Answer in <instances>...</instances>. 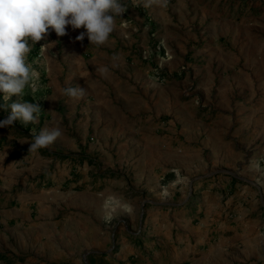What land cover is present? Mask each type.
Masks as SVG:
<instances>
[{
  "label": "rangeland",
  "instance_id": "rangeland-1",
  "mask_svg": "<svg viewBox=\"0 0 264 264\" xmlns=\"http://www.w3.org/2000/svg\"><path fill=\"white\" fill-rule=\"evenodd\" d=\"M121 2L105 45L50 29L0 93V120L41 107L0 128V264H264V0Z\"/></svg>",
  "mask_w": 264,
  "mask_h": 264
},
{
  "label": "clouds",
  "instance_id": "clouds-1",
  "mask_svg": "<svg viewBox=\"0 0 264 264\" xmlns=\"http://www.w3.org/2000/svg\"><path fill=\"white\" fill-rule=\"evenodd\" d=\"M133 2L138 4L139 0ZM150 3L147 0L144 6ZM126 11L121 0H0V93L11 98L21 94L29 84L31 72L26 64L29 41L34 44L46 41L50 29L57 36H64L66 26L71 25L73 29H84L76 36L77 41L87 36L90 45L103 46L114 31L116 17H122ZM62 91L73 99L85 95V89L79 86H68ZM10 108V114L0 120V128L12 126L17 120L24 124L38 123L39 103L14 102ZM62 135L57 127L43 129L33 135L29 151L48 147Z\"/></svg>",
  "mask_w": 264,
  "mask_h": 264
},
{
  "label": "trees",
  "instance_id": "trees-1",
  "mask_svg": "<svg viewBox=\"0 0 264 264\" xmlns=\"http://www.w3.org/2000/svg\"><path fill=\"white\" fill-rule=\"evenodd\" d=\"M42 150H43V149H42ZM22 151H23V152H27V151H28V148H24ZM44 151L46 152V150H44ZM46 153H48L49 155H53V152H46ZM58 157H59V158H69V157L74 158V157L71 156L70 154H58Z\"/></svg>",
  "mask_w": 264,
  "mask_h": 264
}]
</instances>
